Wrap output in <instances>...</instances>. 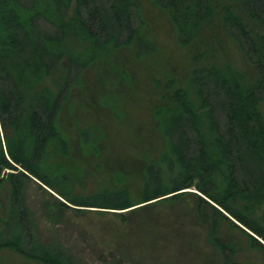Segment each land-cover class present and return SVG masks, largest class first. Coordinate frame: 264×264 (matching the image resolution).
Masks as SVG:
<instances>
[{"label": "trees", "instance_id": "1", "mask_svg": "<svg viewBox=\"0 0 264 264\" xmlns=\"http://www.w3.org/2000/svg\"><path fill=\"white\" fill-rule=\"evenodd\" d=\"M152 1L169 12L182 46L203 48L193 54L188 85L169 81L156 113L168 149L146 167L138 198L127 189L74 198L67 167L51 163L54 152L70 154L59 115L72 83L110 48L136 44L147 55L155 47L144 34L134 0H0V182L9 172L0 189L3 184L11 188L8 214L0 212V251L11 249L41 264H81L40 240L24 200L25 184L34 181L43 191L57 193L64 210H129L117 213L123 220L159 204L178 203L194 190L198 212L210 211L223 264L244 263L236 260L233 245L219 242L221 222L246 234L251 249L264 257V0H236L234 7L216 0ZM218 14L254 75L215 61L205 33L214 29ZM41 21L53 27L51 34L41 29ZM75 39L90 45L93 54L85 57L71 48ZM64 60L70 68L56 91L38 90ZM92 139L82 134L85 149H91Z\"/></svg>", "mask_w": 264, "mask_h": 264}, {"label": "rangeland", "instance_id": "2", "mask_svg": "<svg viewBox=\"0 0 264 264\" xmlns=\"http://www.w3.org/2000/svg\"><path fill=\"white\" fill-rule=\"evenodd\" d=\"M134 1L140 7L144 34L155 51L147 55L139 53L138 46L133 44L99 53L96 61L72 83L69 99L59 115V128L70 145V154L64 157L54 152L51 163L67 167L74 198L120 189L130 191L133 198L140 196L146 167L168 149L155 117L167 84L173 81L187 86L194 69L193 54L203 49L180 44L168 11L152 0ZM216 2L227 7L237 5L236 0ZM219 14L214 29L205 33L215 61L254 75L246 57L226 33ZM39 25L48 34L54 30L44 21ZM69 46L85 57L94 52L90 45L77 39L71 40ZM68 64L64 60L53 74L44 77L38 90L49 88L55 92L65 69L70 68ZM74 74L72 71V80ZM83 133L93 137L91 149L83 147ZM0 139L4 140L1 125ZM57 186L68 190L61 182ZM10 190L9 184L0 189L3 217L9 211ZM189 192L192 193L178 203L159 204L134 213L127 220L117 213L129 210H64L59 203L62 201L40 189L34 181L25 184L24 200L40 240L62 249L81 264H223L222 253L212 235L210 211L199 213L195 191ZM216 234L221 244L235 247L239 262L264 264V257L251 249L249 238L242 231L221 222ZM0 264L41 263L4 249L0 251Z\"/></svg>", "mask_w": 264, "mask_h": 264}, {"label": "water", "instance_id": "3", "mask_svg": "<svg viewBox=\"0 0 264 264\" xmlns=\"http://www.w3.org/2000/svg\"><path fill=\"white\" fill-rule=\"evenodd\" d=\"M9 172L7 171V172H5L4 173V177H7V174H8ZM35 180V179H34ZM36 181V180H35ZM36 182H38V181H36ZM39 183V182H38ZM45 188V190L46 191H48L49 193H51L53 196H55L57 199H59L60 201H62V202H65L57 193H55L54 191H52V190H50L49 188H47V187H44Z\"/></svg>", "mask_w": 264, "mask_h": 264}, {"label": "bare ground", "instance_id": "4", "mask_svg": "<svg viewBox=\"0 0 264 264\" xmlns=\"http://www.w3.org/2000/svg\"><path fill=\"white\" fill-rule=\"evenodd\" d=\"M6 177H4V175H3V178L1 179V182H2V180H4ZM0 182V183H1ZM246 232H248L249 234H251V235H253L251 232H249L247 229H245V228H243ZM254 236V235H253Z\"/></svg>", "mask_w": 264, "mask_h": 264}]
</instances>
